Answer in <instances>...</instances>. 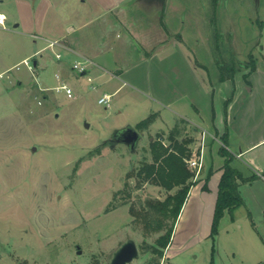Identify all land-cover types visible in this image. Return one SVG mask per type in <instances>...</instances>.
Returning <instances> with one entry per match:
<instances>
[{
    "label": "rangeland",
    "instance_id": "1",
    "mask_svg": "<svg viewBox=\"0 0 264 264\" xmlns=\"http://www.w3.org/2000/svg\"><path fill=\"white\" fill-rule=\"evenodd\" d=\"M153 2L131 0L123 6L129 18L121 21L118 54L129 62L151 53L164 40L179 38L177 31L189 54L212 73L218 62L246 70L264 44V38L260 40L264 0H218L216 7L213 0H167V34L163 20L161 24L146 17L149 4L160 6V0ZM9 33L0 29V38ZM6 41L8 47L0 52V264H111L129 239L139 248V257L129 264H143L150 256L143 245L155 242L163 231L145 232L143 222L134 220L131 205L140 210L145 199H164L177 190L138 174L152 160L149 137L166 140L179 123L182 139L194 134L193 126L182 123L185 119L171 110L131 95L128 88L113 95L110 105L100 103V96L105 90L112 92V86L92 88L86 74L73 67L79 81L68 84L75 96L57 90L61 81L56 78L43 89L41 79L26 64L6 69L25 52L16 48L19 36ZM44 53L56 55L51 49ZM155 110L159 113L153 128L163 130L139 129L141 139L134 149L111 141L116 128H136ZM244 193L247 204L236 208L234 223L225 218L214 254L213 241L207 238L169 259L164 254L161 264L261 260L264 188L255 184Z\"/></svg>",
    "mask_w": 264,
    "mask_h": 264
},
{
    "label": "crops",
    "instance_id": "2",
    "mask_svg": "<svg viewBox=\"0 0 264 264\" xmlns=\"http://www.w3.org/2000/svg\"><path fill=\"white\" fill-rule=\"evenodd\" d=\"M130 1L0 0V11L5 12L8 17V28L1 30L10 31L0 38V52L8 47L6 39L9 40L12 35L19 36L21 41L16 48L24 49L25 52L18 62L6 69L28 57L33 58L34 68L31 73L41 79L43 89L51 87L49 81L52 78L67 83L78 82L79 75L72 71V63L78 57H87L94 62L86 73L87 77H93L92 88L112 86L113 91L109 93L113 95L128 88L131 95H138L183 117L185 121H181L182 123L193 126L192 137L196 138L191 144L193 152L200 147L202 131L206 129L209 132L205 139L204 167L179 214L172 240L166 248V260L192 244L211 238L219 183L225 163V156L220 154L222 135L228 136L227 148L234 155L232 165L245 177L257 175V178L250 181L239 179L240 192L244 198L242 205L247 204L244 193L247 186L258 184L264 188V37L262 34L261 50L254 61L256 68L251 71L250 66L244 71L237 70L234 79L221 80L220 62L216 73L207 70L205 64L189 54L185 39L179 31L176 32L179 38L164 40L151 53L129 62L127 57L122 58L118 54V47L122 36L121 21L129 18L123 6ZM137 1H154L155 4L157 0ZM166 3L167 0H160V6L149 4L151 10L146 11V17L161 24L163 20L167 34L169 27ZM94 23H97L96 27L91 28ZM261 27L264 30V20ZM51 40H58L60 44L49 47ZM46 49H51L52 54L60 52L62 56L58 58L56 55L52 57L45 54ZM0 59L3 57L0 56ZM203 68L205 72L202 71ZM11 78L13 81L23 82L19 76ZM231 95L233 98L226 106V100ZM152 113L157 115L159 110ZM153 124L154 122L144 131L157 129L158 127L153 128ZM137 130L139 131L138 128ZM171 130L172 128L169 132ZM149 139L150 146L155 137L150 135ZM159 140L165 145L170 144L168 137L165 140L161 136ZM149 156L151 160V150ZM211 168L213 172L208 181V189L205 190L203 186ZM235 210L236 208L226 210L215 241L211 238L214 253L222 223L226 217L234 223ZM252 223L257 227L255 220L252 219ZM262 240L264 241L263 237ZM262 257L254 264H264V255Z\"/></svg>",
    "mask_w": 264,
    "mask_h": 264
},
{
    "label": "trees",
    "instance_id": "3",
    "mask_svg": "<svg viewBox=\"0 0 264 264\" xmlns=\"http://www.w3.org/2000/svg\"><path fill=\"white\" fill-rule=\"evenodd\" d=\"M215 7L218 0H213ZM256 68L255 62L251 66V71ZM221 80L226 78L234 79L237 69L234 65L221 63ZM233 96L226 100V106ZM156 117V113L150 114L137 123L138 129L148 128ZM183 134V129L177 123L169 132L170 144L165 145L159 138H155L150 143L152 161H146L139 169L138 174L146 181L162 185L169 190L177 187L173 193H169L164 199L159 197L147 198L144 200L142 209L137 210L131 205V213L134 220L140 219L144 224L145 232L163 231L153 243H145L143 251L149 252L150 256L143 264H161V259L165 254V249L169 246L175 225L182 207L188 198L191 187L196 183L194 173L188 167L187 159L193 154L192 136L179 137ZM223 142L220 147V154L225 156L223 174L219 183L218 198L215 207V214L212 223L211 238L215 241L219 232V226L226 210H233L244 204V198L240 192L239 179L250 181L257 178L256 174L245 177L242 172L232 165L234 155L227 148L228 136L222 135ZM209 170L206 182L203 186L208 189V181L212 174ZM116 206V205H115ZM214 254V252H213ZM214 259V258H213ZM213 264V263H211Z\"/></svg>",
    "mask_w": 264,
    "mask_h": 264
},
{
    "label": "built area",
    "instance_id": "4",
    "mask_svg": "<svg viewBox=\"0 0 264 264\" xmlns=\"http://www.w3.org/2000/svg\"><path fill=\"white\" fill-rule=\"evenodd\" d=\"M7 18H8L7 14L3 11H0V29H7L8 28ZM58 44H60V42L58 40H51V41H49L48 46L54 47ZM56 56L58 58H60L62 56V54L60 52H57ZM82 58L83 59L76 60L72 67L75 69H79L82 73L86 74L89 66L92 65L94 62L87 57H82ZM31 59H32L31 57H28V58L24 59L21 63L26 64L30 70H33L34 64L31 61ZM88 80L93 81V77L88 76ZM55 88L57 90H65L69 96L74 95L72 87H70V85L65 81H61V83L58 84L57 86H55ZM112 97H113V93L105 92L100 96L99 102L100 103H106L107 105H110V103L112 101ZM208 134H209V132L206 129H204L202 131L201 144H200L199 149L194 151L192 156L187 159L188 167L193 171L195 181H196V179H198L199 175L201 174V171H202L204 164H205L204 148L206 145L205 139H206V136Z\"/></svg>",
    "mask_w": 264,
    "mask_h": 264
},
{
    "label": "water",
    "instance_id": "5",
    "mask_svg": "<svg viewBox=\"0 0 264 264\" xmlns=\"http://www.w3.org/2000/svg\"><path fill=\"white\" fill-rule=\"evenodd\" d=\"M141 135L137 128L126 126L119 128L114 132L113 142H123L134 149ZM139 257V248L134 239L126 241L116 252L111 261V264H129L134 259Z\"/></svg>",
    "mask_w": 264,
    "mask_h": 264
}]
</instances>
